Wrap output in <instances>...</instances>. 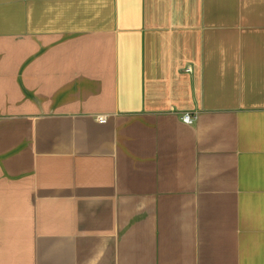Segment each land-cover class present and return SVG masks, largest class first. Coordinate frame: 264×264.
Masks as SVG:
<instances>
[{
	"label": "crops",
	"instance_id": "0c3cea01",
	"mask_svg": "<svg viewBox=\"0 0 264 264\" xmlns=\"http://www.w3.org/2000/svg\"><path fill=\"white\" fill-rule=\"evenodd\" d=\"M0 264H264V0H0Z\"/></svg>",
	"mask_w": 264,
	"mask_h": 264
},
{
	"label": "built area",
	"instance_id": "2783aa9c",
	"mask_svg": "<svg viewBox=\"0 0 264 264\" xmlns=\"http://www.w3.org/2000/svg\"><path fill=\"white\" fill-rule=\"evenodd\" d=\"M181 121L187 125H192L195 121L194 118H192L190 115H183L181 117ZM97 123L99 124H105L106 123V119L104 117H98L97 118Z\"/></svg>",
	"mask_w": 264,
	"mask_h": 264
}]
</instances>
